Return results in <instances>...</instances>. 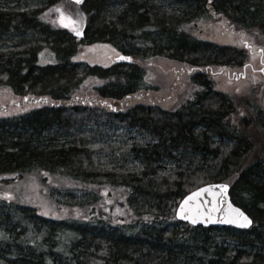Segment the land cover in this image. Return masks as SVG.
Returning <instances> with one entry per match:
<instances>
[{
    "label": "trees",
    "instance_id": "trees-1",
    "mask_svg": "<svg viewBox=\"0 0 264 264\" xmlns=\"http://www.w3.org/2000/svg\"><path fill=\"white\" fill-rule=\"evenodd\" d=\"M66 1L0 0L2 94L50 100L0 113V264H264V108L216 90L204 73L174 110L131 105L150 89L146 69L157 57L242 66L231 77L246 76L245 36L264 39V0H80L83 37L40 16ZM214 16L243 46L194 34ZM97 43L131 61L82 65L78 54ZM45 48L56 63H39ZM105 126L137 137L112 147L99 142ZM28 177L62 215L24 200ZM211 182L230 184L249 229L175 218L180 200Z\"/></svg>",
    "mask_w": 264,
    "mask_h": 264
},
{
    "label": "rangeland",
    "instance_id": "rangeland-1",
    "mask_svg": "<svg viewBox=\"0 0 264 264\" xmlns=\"http://www.w3.org/2000/svg\"><path fill=\"white\" fill-rule=\"evenodd\" d=\"M59 9V11H57ZM40 12V11H38ZM40 16L43 17L47 23L55 27L68 28L70 32L74 34H83V30L86 26L87 17L84 11L78 6L76 0H70L64 2V4L51 8L47 11H41ZM205 23H199L197 26H193L192 30L194 34L201 38L213 40L221 44H233L236 46H243V42L239 38L231 36L226 24L219 21V18ZM196 35V36H197ZM245 40L252 45V50L256 51L263 48L264 54V39L260 37L257 32H247ZM249 60L252 62L255 68L262 67L260 61L264 63V58L261 54H251L249 50ZM76 57L82 65L92 64L109 66L115 60V57L119 55L118 51L110 44L97 43L91 46H87ZM39 63L41 65L54 64L57 62L56 55L50 50V48L43 49L38 55ZM251 66V65H250ZM189 66L186 63H181L161 57H157L146 69V81L150 84V89L144 90L145 93H150L153 99H157L155 105H159L167 110H174L182 103H185L189 98L193 96L196 87L190 82ZM253 67V66H252ZM221 68H214L215 71ZM240 74L243 71L242 66L235 67L231 70ZM214 82L216 90H220L233 95L240 99L252 98L255 99L259 106L264 108V75L259 71L255 72L250 67L247 68L245 78H231L227 73H221L218 75H210ZM4 90L0 89V103L7 105L9 103L21 102L22 98L9 97L8 99L2 94ZM81 96H86L80 92ZM28 102L21 103L19 106L11 107L2 112H17L23 107H28ZM133 104H151L148 98L136 97L131 101ZM20 107V108H18ZM84 132H89L88 127H83ZM101 138L99 142L111 144L112 147L120 146L130 142L133 138L137 137V134L133 131L125 130L118 126H105L103 128ZM23 180L19 184V190L25 201L31 199L32 203H36L40 207V212L43 214H59L62 215L61 208H54L51 203L44 199L38 192V183L33 177ZM38 186V187H37ZM18 190V191H19Z\"/></svg>",
    "mask_w": 264,
    "mask_h": 264
},
{
    "label": "water",
    "instance_id": "water-1",
    "mask_svg": "<svg viewBox=\"0 0 264 264\" xmlns=\"http://www.w3.org/2000/svg\"><path fill=\"white\" fill-rule=\"evenodd\" d=\"M120 60L130 62V58L126 59L125 55H120L117 58V61ZM27 100L29 99L27 98ZM44 101L49 102L47 98L37 100V102ZM31 102L36 101L31 99ZM51 104L54 105L53 102ZM224 185H227V187H223ZM200 189H206V191L192 196L193 193H197ZM189 197L192 198L188 199ZM175 217L183 223L206 228L232 227L237 230H247L253 224L252 218L242 208L232 202L230 185L226 182L207 183L187 193L177 205ZM193 220L196 222L193 223Z\"/></svg>",
    "mask_w": 264,
    "mask_h": 264
},
{
    "label": "flooded vegetation",
    "instance_id": "flooded-vegetation-1",
    "mask_svg": "<svg viewBox=\"0 0 264 264\" xmlns=\"http://www.w3.org/2000/svg\"><path fill=\"white\" fill-rule=\"evenodd\" d=\"M250 51H251V49H250ZM258 52L262 54V49H259ZM259 63H260V65L262 64V68L261 67L260 68H255L254 65H252L253 67L252 66H249V67L251 69H253V71H255V72L259 71L260 73H262L264 75V71L261 70V69H264V65H263V63L261 61ZM188 69L190 71V73H189V75H190V82H191V78L194 76V74H197V73L209 74L208 67H206V66L205 67H201V66L194 65V66L189 67ZM191 84H193L196 87V89H195V91H196L198 89V86L196 84H194L193 82H191ZM149 98L153 100V97L152 96L149 97ZM191 98H189V99H191ZM154 100L155 101H158L157 99H154Z\"/></svg>",
    "mask_w": 264,
    "mask_h": 264
},
{
    "label": "snow or ice",
    "instance_id": "snow-or-ice-1",
    "mask_svg": "<svg viewBox=\"0 0 264 264\" xmlns=\"http://www.w3.org/2000/svg\"><path fill=\"white\" fill-rule=\"evenodd\" d=\"M76 2L77 3H79L80 2V0H76ZM57 11H59V9H57ZM127 59V58H126ZM262 71H264V69H261ZM223 187H227V185H224ZM204 191H206V189H200L197 193H193L192 194V196H196V195H198L200 192H204ZM192 197H189L188 199H191ZM213 210H215V209H213ZM236 211H238V210H236ZM193 223H195L196 221L195 220H193L192 221Z\"/></svg>",
    "mask_w": 264,
    "mask_h": 264
}]
</instances>
